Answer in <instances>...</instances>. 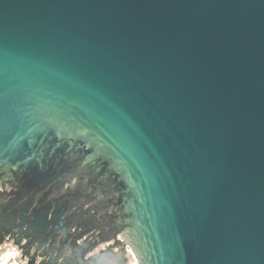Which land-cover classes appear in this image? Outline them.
I'll use <instances>...</instances> for the list:
<instances>
[{
  "label": "water",
  "instance_id": "obj_1",
  "mask_svg": "<svg viewBox=\"0 0 264 264\" xmlns=\"http://www.w3.org/2000/svg\"><path fill=\"white\" fill-rule=\"evenodd\" d=\"M1 246L264 264V0H0Z\"/></svg>",
  "mask_w": 264,
  "mask_h": 264
},
{
  "label": "bare ground",
  "instance_id": "obj_2",
  "mask_svg": "<svg viewBox=\"0 0 264 264\" xmlns=\"http://www.w3.org/2000/svg\"><path fill=\"white\" fill-rule=\"evenodd\" d=\"M14 257H15V255L14 254H12V253H8L7 252V254L6 255H4L3 256V258H1L0 259V263H3V261H6V262H12V264H16L15 262H14ZM132 264H136L134 261L132 262Z\"/></svg>",
  "mask_w": 264,
  "mask_h": 264
},
{
  "label": "rangeland",
  "instance_id": "obj_3",
  "mask_svg": "<svg viewBox=\"0 0 264 264\" xmlns=\"http://www.w3.org/2000/svg\"><path fill=\"white\" fill-rule=\"evenodd\" d=\"M3 249V250H2ZM0 250H2V251H0V259L1 258H3V256L4 255H6L7 254V250L6 249H4L2 246L0 247ZM1 262V261H0ZM0 264H12V262L10 261H8V262H6V261H3V263H0Z\"/></svg>",
  "mask_w": 264,
  "mask_h": 264
}]
</instances>
